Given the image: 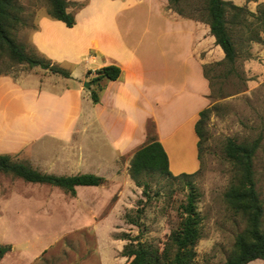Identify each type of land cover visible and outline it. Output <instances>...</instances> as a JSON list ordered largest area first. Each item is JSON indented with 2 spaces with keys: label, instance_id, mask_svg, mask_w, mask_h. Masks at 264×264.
<instances>
[{
  "label": "rangeland",
  "instance_id": "374dc122",
  "mask_svg": "<svg viewBox=\"0 0 264 264\" xmlns=\"http://www.w3.org/2000/svg\"><path fill=\"white\" fill-rule=\"evenodd\" d=\"M68 1L75 10L85 0ZM159 1L165 14L193 17L201 27L208 28L207 0H181L177 6L170 4V0ZM225 1L244 7L250 15L241 22L234 19L233 13L228 15V28L238 52L234 65L222 63L223 58L218 61L220 63L208 64L211 92L205 109H210V113L204 125L198 172L183 180L159 175L145 177L143 180L150 188L144 194L143 187H137L125 171L127 159H119L116 168L113 164L92 160L97 163L94 166L97 170L86 173L103 176L106 183L83 187L75 197L51 185L29 183L13 174H0V245L12 246V251L0 264H129L130 260L122 256L128 242L125 235L139 236L144 242L162 247L171 231L178 227L181 206L186 203L190 187L198 194L197 208L202 218V239L196 248L195 264H225L236 237L246 228V219L232 210L225 199L237 173L225 154L228 139L239 144L259 141L254 169L256 186L264 203V44L248 39V30L257 26L252 14H258V6L264 0ZM16 6L19 8L16 11L18 22L11 30L12 37L28 54L47 59L32 46L31 36L38 20L48 16L49 2L17 0ZM132 11L148 15L138 21L139 25L133 23V28L150 30L156 25L153 0H139ZM159 27L167 28L160 23ZM147 37L151 38L150 31ZM0 57V75L26 76L43 83L66 79L40 67L18 64L6 54ZM88 66L82 63L74 72L82 76ZM59 67L69 73L73 71L69 65ZM148 133L155 135L152 122L148 123ZM46 142L49 148H42L44 153L29 149L13 155L14 161L53 172L62 154L81 162L83 153L99 152L104 144L99 140H81L72 147L50 150L54 142ZM173 148V155L190 160L186 147ZM180 165L188 168L183 163ZM79 173L83 172L68 174ZM127 215L135 217L138 226L128 223Z\"/></svg>",
  "mask_w": 264,
  "mask_h": 264
},
{
  "label": "crops",
  "instance_id": "0c3cea01",
  "mask_svg": "<svg viewBox=\"0 0 264 264\" xmlns=\"http://www.w3.org/2000/svg\"><path fill=\"white\" fill-rule=\"evenodd\" d=\"M153 1L156 25L150 30L132 26L148 16L132 11L139 0H85L83 7L72 9L76 18L72 28L49 16L41 17L31 36L32 46L48 60L69 65L73 71L59 83L0 76V154L13 156L29 149L44 153L42 148H49L46 141L54 142L52 150L72 147L81 140H99L104 142L101 151L83 153L81 162L62 154L53 172L40 168L41 172L73 176L77 174L68 173L97 170L92 160L116 168L119 159H127L125 171L129 174L131 159L147 142L148 123L152 122L172 174L198 172L196 124L211 92L203 66L224 55L209 26L169 16L159 0ZM82 63L89 66L79 76L74 71ZM108 65H118L121 77L102 81L100 103L94 104L91 95L98 89L85 83L90 84L95 71ZM88 71L93 74L87 77ZM178 145L186 147L190 160L173 155V147ZM83 187H76V195ZM249 264H264V260Z\"/></svg>",
  "mask_w": 264,
  "mask_h": 264
},
{
  "label": "trees",
  "instance_id": "16d2710c",
  "mask_svg": "<svg viewBox=\"0 0 264 264\" xmlns=\"http://www.w3.org/2000/svg\"><path fill=\"white\" fill-rule=\"evenodd\" d=\"M16 1L0 0V55L6 54L14 62L25 64L29 68L40 67L53 74L70 78L71 73L51 60L28 54L25 48L12 37L11 30L18 22L16 11L19 8L16 6ZM47 1L50 5L48 11L50 18L64 22L69 28L76 25L75 14L68 0ZM180 1L170 0V4L177 6ZM207 2L210 34L223 52L222 63L232 66L237 60L238 52L228 28V15L233 13L234 19H240L241 22L250 13L244 7L236 6L225 0H207ZM84 5L85 3L81 4L79 8ZM252 16L256 19L257 26L248 30V39L264 44V3L258 6V14H252ZM184 18L196 21L193 17ZM240 22L235 25H239ZM203 70L205 78L210 83L207 73L208 64L203 66ZM121 73L122 70L118 65H108L95 71V77L90 81V85L96 86L98 89L94 90L91 95L94 104L100 103L98 91L102 90L101 82L104 80L117 81L121 77ZM91 74L93 72L88 71L87 77ZM209 113L210 109L201 111L196 124V133L199 138V159L204 125ZM258 148V140L253 143L239 144L228 139L226 143L225 154L235 165L237 173L225 193V199L232 210L246 219V228L236 237L233 251L225 264H249L257 259L264 260V203L256 186L254 169V159ZM0 174H13L29 183L51 185L72 197L76 196V187L78 186L98 187L106 183L104 177L92 173L73 176L46 174L27 164L15 162L13 156L7 154H0ZM129 175L136 186L143 187L144 194H147L150 185L143 180L145 177L159 175L174 180H183L192 178L194 174L173 175L163 145L156 135H149L147 142L135 152L131 159ZM197 202L198 194L190 187L186 203L181 206L178 227L171 231L163 246L159 247L153 243L144 242L139 236L125 235V240L128 242L122 256L130 260L129 264H195L196 248L202 239V218L198 212ZM138 214L139 217L141 211ZM126 219L130 224L137 226L139 224L137 219L131 215H127ZM11 251L12 246L0 245V261Z\"/></svg>",
  "mask_w": 264,
  "mask_h": 264
},
{
  "label": "water",
  "instance_id": "95a60500",
  "mask_svg": "<svg viewBox=\"0 0 264 264\" xmlns=\"http://www.w3.org/2000/svg\"><path fill=\"white\" fill-rule=\"evenodd\" d=\"M85 86H86V87H88V86H89V84H88V83H85Z\"/></svg>",
  "mask_w": 264,
  "mask_h": 264
}]
</instances>
